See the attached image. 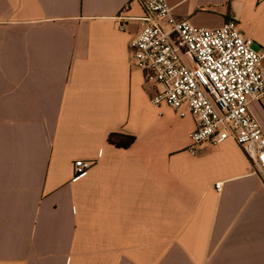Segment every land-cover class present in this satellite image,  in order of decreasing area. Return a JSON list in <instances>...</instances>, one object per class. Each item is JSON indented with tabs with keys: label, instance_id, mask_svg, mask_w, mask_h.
Here are the masks:
<instances>
[{
	"label": "crops",
	"instance_id": "obj_1",
	"mask_svg": "<svg viewBox=\"0 0 264 264\" xmlns=\"http://www.w3.org/2000/svg\"><path fill=\"white\" fill-rule=\"evenodd\" d=\"M166 2L194 27L235 20L264 68V0ZM143 13L0 0V264H264V176L232 140L190 154L195 119L151 103L128 60ZM249 110L264 131V98Z\"/></svg>",
	"mask_w": 264,
	"mask_h": 264
},
{
	"label": "built area",
	"instance_id": "obj_2",
	"mask_svg": "<svg viewBox=\"0 0 264 264\" xmlns=\"http://www.w3.org/2000/svg\"><path fill=\"white\" fill-rule=\"evenodd\" d=\"M138 1L144 13L136 19L139 30L129 42L128 60L155 87L151 103L195 119L190 154L205 144L232 140L264 176V131L249 110L264 98L262 53L254 40L233 19L221 27L199 28L176 19L166 0ZM116 20L117 29L124 31L121 22L132 19L121 13ZM96 165L94 160L75 161V177Z\"/></svg>",
	"mask_w": 264,
	"mask_h": 264
},
{
	"label": "trees",
	"instance_id": "obj_3",
	"mask_svg": "<svg viewBox=\"0 0 264 264\" xmlns=\"http://www.w3.org/2000/svg\"><path fill=\"white\" fill-rule=\"evenodd\" d=\"M134 140L135 138L133 136L119 133H112L108 138L109 143L118 148H128L133 144Z\"/></svg>",
	"mask_w": 264,
	"mask_h": 264
}]
</instances>
